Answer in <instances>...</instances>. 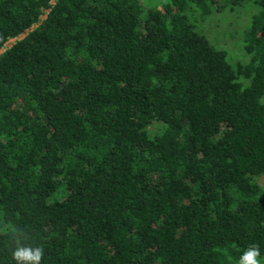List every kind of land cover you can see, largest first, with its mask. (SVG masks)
Returning a JSON list of instances; mask_svg holds the SVG:
<instances>
[{
    "label": "trees",
    "instance_id": "1",
    "mask_svg": "<svg viewBox=\"0 0 264 264\" xmlns=\"http://www.w3.org/2000/svg\"><path fill=\"white\" fill-rule=\"evenodd\" d=\"M246 2L232 63L189 13ZM1 49L0 264L264 257V0H0Z\"/></svg>",
    "mask_w": 264,
    "mask_h": 264
},
{
    "label": "rangeland",
    "instance_id": "2",
    "mask_svg": "<svg viewBox=\"0 0 264 264\" xmlns=\"http://www.w3.org/2000/svg\"><path fill=\"white\" fill-rule=\"evenodd\" d=\"M258 10L253 2H246L239 6H225L223 9L214 10L205 17L198 12H191L189 18L197 32L204 35L214 47L226 51L230 62L245 63L248 55L243 49V34ZM23 36L24 34H21L18 38ZM15 40L16 38L8 40L4 47H9ZM261 100L264 102V94ZM258 181L264 184V176ZM259 260L264 264V257Z\"/></svg>",
    "mask_w": 264,
    "mask_h": 264
},
{
    "label": "clouds",
    "instance_id": "3",
    "mask_svg": "<svg viewBox=\"0 0 264 264\" xmlns=\"http://www.w3.org/2000/svg\"><path fill=\"white\" fill-rule=\"evenodd\" d=\"M44 255L42 247L18 245L12 253L13 259L17 264H41ZM260 256L259 247H249L240 257L238 264H261L258 257Z\"/></svg>",
    "mask_w": 264,
    "mask_h": 264
}]
</instances>
